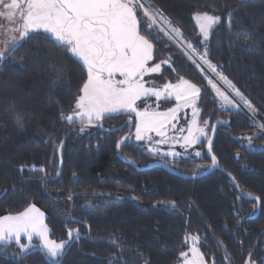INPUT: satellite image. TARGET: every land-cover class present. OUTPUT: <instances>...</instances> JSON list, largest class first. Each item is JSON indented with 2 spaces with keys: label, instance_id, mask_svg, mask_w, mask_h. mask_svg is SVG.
Instances as JSON below:
<instances>
[{
  "label": "trees",
  "instance_id": "16d2710c",
  "mask_svg": "<svg viewBox=\"0 0 264 264\" xmlns=\"http://www.w3.org/2000/svg\"><path fill=\"white\" fill-rule=\"evenodd\" d=\"M149 3L199 49L206 46L208 58L264 117V0ZM195 12L222 18L206 45L193 19ZM46 37L43 32L33 34L9 60L0 62V216L34 203L45 213L53 239L66 240L67 229L78 228L81 239L72 244L63 264H110L114 259L119 264H179L188 234H199V247L210 264H245L258 239L251 259L264 264V135L251 146L239 139L259 131L253 120L242 110H225L176 46L166 39L154 40L153 63L170 58L161 76L173 81L183 77L202 89L197 106L208 121L207 137L218 120L228 123L219 127L213 143L224 170L183 179L162 167L147 169L163 160L179 171L199 173L210 165L207 139L201 138L202 148L191 147L183 158L170 160L152 156L131 141L117 150V141L135 131V117L129 123L127 113L109 115L100 126L80 133V125L69 126L61 113H69L86 70ZM61 141L60 171L55 146ZM193 149L202 155L195 157ZM22 165L43 167L47 176L27 167L21 172ZM249 192L261 197L259 205L244 195ZM15 248L13 244L0 255V264H13ZM22 264L48 262L36 250Z\"/></svg>",
  "mask_w": 264,
  "mask_h": 264
},
{
  "label": "snow or ice",
  "instance_id": "6c2138e0",
  "mask_svg": "<svg viewBox=\"0 0 264 264\" xmlns=\"http://www.w3.org/2000/svg\"><path fill=\"white\" fill-rule=\"evenodd\" d=\"M141 10L143 15L138 16ZM0 18L12 25L5 27L0 24V35L4 36L0 40V62L9 60L24 42L40 32L47 34L46 38L54 47H59L70 58L82 62L86 80L69 113H61V119L69 126L80 125V133H84L87 127L100 126V122L109 114L127 113L129 123H132L134 114L135 140L147 141L152 145L150 152L158 153L160 149L155 145L171 142L173 148L179 144L185 152L170 150L163 155L179 157L187 154L188 148L201 143V137H205L211 166H218L217 157L212 151V139L205 132L208 121H203L204 127L198 126L200 109L196 104L202 89L183 77L175 84L146 87L148 81L145 77L159 73L161 64L170 62L169 58L160 63H151L154 59L153 41L159 42L164 38L181 48L182 54L200 71L225 110L238 109L242 102L253 114L257 111L232 80L218 71L219 66L208 58L207 47L201 51L191 41L185 43L182 30L173 27V21L162 11L153 9L149 0H0ZM193 19L199 27L201 42L206 45L210 34L220 24L221 16L195 12ZM231 19L230 11L227 16L229 27ZM151 97L157 101L174 98L176 106L166 112L150 110L147 105L143 108L138 106V101H146ZM182 108L192 109V119L187 129H177L173 123ZM17 125L21 126L19 119ZM252 126L259 131L239 138L241 141L247 140L249 146L253 139L264 135V122L253 120ZM170 129L180 135L169 137ZM185 131L187 135L183 134ZM152 133L161 138L154 144ZM131 139L130 133L117 141V150ZM63 147L61 141L55 146V151L60 152ZM194 155L200 157L202 154L195 151ZM26 167L47 176L45 168H36L35 165H22L19 170L22 172ZM60 174L57 172V176ZM228 175L231 176V173ZM232 180L234 186L239 188L235 177ZM72 195L69 194V200ZM244 195L254 199L256 205L261 203L260 196L250 192ZM168 203L176 207L175 201ZM67 237L59 241L51 238L50 229L45 223V213L34 203H29L22 211L0 216V255H4L5 250L15 244L13 264H22L34 250L40 251L48 264H63L66 250L81 239V233L78 228H68ZM34 238L38 243L33 242ZM200 240L199 234L185 236L184 243L188 248L179 253L180 264H207L199 247ZM252 255L250 252L245 264H256L251 259ZM110 264H119V260L114 259Z\"/></svg>",
  "mask_w": 264,
  "mask_h": 264
},
{
  "label": "rangeland",
  "instance_id": "374dc122",
  "mask_svg": "<svg viewBox=\"0 0 264 264\" xmlns=\"http://www.w3.org/2000/svg\"><path fill=\"white\" fill-rule=\"evenodd\" d=\"M152 6V5H151ZM153 9H158L157 7H153ZM160 10V9H159ZM142 11V10H141ZM161 11V10H160ZM163 13V12H162ZM164 14V13H163ZM165 15V14H164ZM166 16V15H165ZM167 17V16H166ZM0 24L4 25L5 27H12V25H10L8 23V21L4 20L3 18H0ZM173 25L175 27H178L174 22H173ZM183 32V31H182ZM183 36L186 38V40L188 41H191V43L196 46L190 37H188L186 35V33L183 32ZM4 39V36L3 35H0V40H3ZM166 39V38H164ZM167 40V39H166ZM172 43V42H171ZM173 44V43H172ZM174 46H176L175 44H173ZM177 47V46H176ZM180 51H181V48L177 47ZM201 51H203V49H200ZM182 52V51H181ZM186 57V56H185ZM163 61V60H162ZM161 62V61H160ZM160 62H155V63H160ZM191 62V61H190ZM170 66V64H161V71L159 73H152L151 75L149 76H146L145 77V80L148 81V83L146 84V87H151L153 85L157 86V87H162L165 83H172V84H175L178 82V80L176 81H173L171 80L170 78L171 77H164V76H161V73H162V70L164 67L166 66ZM196 68V67H195ZM197 69V68H196ZM198 70V69H197ZM199 71V70H198ZM220 71V70H218ZM200 72V71H199ZM203 76V75H202ZM218 98V97H217ZM149 99H153V101H149ZM219 99V98H218ZM220 101V100H219ZM197 103H198V100H197ZM221 104V102H220ZM145 105H147L149 107L150 110H154V111H159V112H166L169 108H173L176 106V100L174 98H171V99H161L159 101L156 100L155 97H151V98H148L146 101H138V106L140 108H143L145 107ZM197 106V104H196ZM198 107V106H197ZM199 108V107H198ZM232 109H235V110H242L243 112H247L241 105L240 107L237 109V108H232ZM258 111V110H257ZM259 112V111H258ZM120 113H123V112H120ZM248 113V112H247ZM260 113V112H259ZM114 114H119V113H113V114H109V115H114ZM249 114V113H248ZM261 114V113H260ZM108 115V116H109ZM134 116V114H132ZM250 115V114H249ZM135 117V116H134ZM250 117L253 119V120H256L254 119L251 115ZM192 119V109L191 108H182L178 113H177V120L176 121H173V123L176 125V128L179 129V128H185L187 129V127L189 126V123ZM205 120V118L202 119L201 117V113H200V116L198 117V121H199V124L198 126L200 127H204L203 125V121ZM257 121V120H256ZM258 122V121H257ZM134 133L135 131L133 132L132 134V139L130 140L131 142H134L136 143L137 145H139L140 147H142L145 151H147L148 153H150L152 156H158V157H164V158H168L170 160H175L176 157H171V156H165L163 155L164 153L170 151V150H174L176 152H180V153H184L185 152V149L184 148H181L179 144H176L175 147L173 148L172 147V144L171 142L170 143H166V144H160V145H155L156 147H158L160 149V151L158 153H152L149 151V148L152 146L150 145L147 141H136L135 140V136H134ZM184 135H187V131H185L183 133ZM153 136V144L155 141L157 140H160L161 138L156 136L155 133H152L151 134ZM180 133L177 132V131H173V130H169L168 131V136L169 137H172V136H179ZM202 138V137H201ZM197 146H202L203 147V144L202 142L199 144H196L192 147L196 148ZM201 147V148H202ZM189 149V148H188ZM193 151H197L195 149H193ZM188 152V151H187ZM188 154V153H187ZM186 155V154H185ZM185 155H182V156H179L177 157L176 159H181L183 158ZM38 207V206H37ZM39 208V207H38ZM41 211H43L41 208H40ZM45 223L47 224L46 222V216H45ZM52 238V237H51ZM53 239V238H52ZM56 240V239H55ZM58 241V240H57ZM34 243H38V241L34 238ZM207 264H210L207 259L205 258ZM180 264V262H179Z\"/></svg>",
  "mask_w": 264,
  "mask_h": 264
},
{
  "label": "water",
  "instance_id": "95a60500",
  "mask_svg": "<svg viewBox=\"0 0 264 264\" xmlns=\"http://www.w3.org/2000/svg\"><path fill=\"white\" fill-rule=\"evenodd\" d=\"M155 52H156V46L154 44V59H153V61L151 63H153L154 60H155ZM225 121L228 122L227 120H218L213 125V126H215V129L213 130V127H212L211 134H210V138L212 139V145H213V143H214V141H215V139L217 137L219 127L221 125L227 124V123H222V122H225ZM212 151H213V147H212ZM205 152H206L207 156L210 159V165L206 169H204L203 171H201L199 173H185V172L179 171V170L175 169L174 167H172L168 162L163 161V160L156 161L155 163H153L152 165H150V166H148L146 168L147 169H152V168L162 167V168L166 169L170 174H173L175 176L181 177L183 179H198V178L206 177V176L212 174L216 170H224L222 168V166L220 165V162H219V159H218L217 156L216 157H217V160H218V166H211V158H210V155L207 152V143H206V146H205ZM58 153H59V157H60V171H61V168H62V165H63V162H62V151H60ZM213 153H214V151H213ZM232 177L233 176L231 175V178ZM235 183H236V180H235ZM263 233H264V230L262 231L261 234H263ZM257 244H258V239H257V241L255 243V246L252 249L251 253H254L255 247H256ZM69 250L70 249L66 250V255L68 254ZM34 251H36V250H34ZM66 255L63 257V260L66 257ZM248 258H249V255H248L247 259Z\"/></svg>",
  "mask_w": 264,
  "mask_h": 264
},
{
  "label": "bare ground",
  "instance_id": "6f19581e",
  "mask_svg": "<svg viewBox=\"0 0 264 264\" xmlns=\"http://www.w3.org/2000/svg\"><path fill=\"white\" fill-rule=\"evenodd\" d=\"M173 27H175L174 25H173ZM188 40H186V41H184L185 43L187 42ZM209 75H211V74H209ZM220 84H221V86H222V88L224 87L223 86V84H222V82H220ZM233 96H234V93L232 94ZM238 99V98H237ZM240 105L254 118V119H256L258 122H264V117L258 112V111H256V113L255 114H253L248 108H246V107H244V105H243V103L242 102H240ZM246 112V113H247Z\"/></svg>",
  "mask_w": 264,
  "mask_h": 264
}]
</instances>
